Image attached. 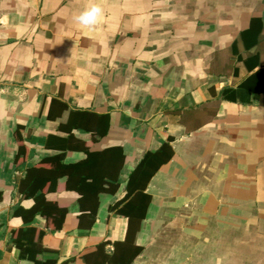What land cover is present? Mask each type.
<instances>
[{"label": "crops", "instance_id": "0c3cea01", "mask_svg": "<svg viewBox=\"0 0 264 264\" xmlns=\"http://www.w3.org/2000/svg\"><path fill=\"white\" fill-rule=\"evenodd\" d=\"M130 245L264 264V0H0V264Z\"/></svg>", "mask_w": 264, "mask_h": 264}, {"label": "clouds", "instance_id": "9594fccd", "mask_svg": "<svg viewBox=\"0 0 264 264\" xmlns=\"http://www.w3.org/2000/svg\"><path fill=\"white\" fill-rule=\"evenodd\" d=\"M102 15V8L98 4H94L76 16L75 20L78 24L83 26H94L99 23Z\"/></svg>", "mask_w": 264, "mask_h": 264}, {"label": "trees", "instance_id": "16d2710c", "mask_svg": "<svg viewBox=\"0 0 264 264\" xmlns=\"http://www.w3.org/2000/svg\"><path fill=\"white\" fill-rule=\"evenodd\" d=\"M168 160V157L167 158H164V159H162L161 160V162H166ZM159 164V163H158ZM158 164L155 166V168L153 169V170H156L157 169V167H158ZM150 176V175H149ZM148 178V177H147ZM150 178V177H149ZM31 194V193H30ZM29 194V195H30ZM134 232H135V229L132 227V225L131 224H129V227H128V230H127V238H126V243L128 244L129 242H131L130 241V239H131V237L133 236V234H134ZM120 243H116L115 245H119ZM104 246V244L102 243V244H100L99 245V248H102ZM129 247H131V245L129 246ZM132 249H134V252H133V254H132V256L129 258V260L128 261H126L125 263H123V264H130V262H132V260H133V258L141 251V247H138V246H133V247H131ZM130 248V249H131ZM129 250V249H128ZM50 263H52V262H50ZM45 264V263H44ZM48 264V263H47Z\"/></svg>", "mask_w": 264, "mask_h": 264}]
</instances>
